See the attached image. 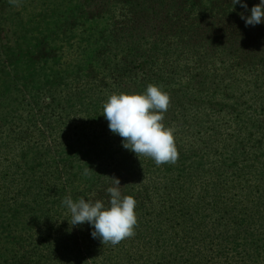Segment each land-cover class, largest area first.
<instances>
[{
  "label": "rangeland",
  "instance_id": "374dc122",
  "mask_svg": "<svg viewBox=\"0 0 264 264\" xmlns=\"http://www.w3.org/2000/svg\"><path fill=\"white\" fill-rule=\"evenodd\" d=\"M190 1L196 9L187 14L181 0H21L19 7L0 0V175L18 151V144H13L12 154L5 151V134L19 131L37 151L35 163L66 180L64 187L57 185L55 198L59 201L68 196L79 199L82 191L101 187L105 177L108 183L111 177L118 178L124 196H129L126 190L132 188L141 191L146 182H135L138 172L135 176L127 173L149 158L140 156L138 166L131 165L136 154L125 149L122 138L109 130L103 105L112 94H141L153 84L170 96L163 123L174 129L180 155L174 165L157 166L150 158L151 169L161 178H179L181 183L186 169L198 175L209 171L212 181L215 176L225 180L231 177L226 165L235 159L240 170L236 172H241L242 180L253 189L251 197H259L254 201L232 197V211H241L237 215L243 223L237 226L239 235L246 236L242 229L250 220L264 225V207L255 206L259 201L264 203V170L243 166L251 159L244 157L245 151L253 156V151H258L255 161L264 167L260 151L264 137L259 134L264 133V121H255L260 109L264 113V70L260 68L264 66V23L246 27L239 15H250L251 7L260 0H244L249 11L239 4L232 6L231 0ZM219 8L220 14L212 13H219ZM259 44L258 56L249 52ZM194 55L202 64L199 68ZM147 61L150 64L146 65ZM250 62H259L254 65L258 75L253 74ZM193 63L195 74L197 68L199 74L189 73ZM227 67L232 75H227ZM51 93L54 104L49 103ZM47 102L45 111L54 110L44 126L37 120V108ZM216 108L228 109V114L217 118L213 115ZM177 111L178 119L171 123V113ZM40 131H46L50 138H40ZM231 132L240 133L232 150L228 144L233 141ZM31 156L28 154L25 161ZM18 163L8 165L12 169L7 171L18 172ZM86 167L93 171L90 176L95 177V184L85 181ZM209 183L195 188L208 187ZM200 198L205 205L215 200L210 192ZM17 200L8 199L0 208V254L9 247L7 237L44 229L40 227L45 223L42 220L39 227L27 223L37 213L30 206L13 203ZM221 203L216 200L217 206ZM195 209L205 226L190 229L203 239L211 237L214 230L209 229L206 218L210 214L203 205ZM54 219L56 227L71 217L64 206ZM27 225L30 227L22 229ZM242 249L236 245L233 251ZM252 252L259 254L256 261L264 262V244Z\"/></svg>",
  "mask_w": 264,
  "mask_h": 264
},
{
  "label": "trees",
  "instance_id": "16d2710c",
  "mask_svg": "<svg viewBox=\"0 0 264 264\" xmlns=\"http://www.w3.org/2000/svg\"><path fill=\"white\" fill-rule=\"evenodd\" d=\"M180 4L186 7L185 10L187 14L191 13L192 9H196L194 3L190 0H181ZM212 13L217 15L220 14L221 8H219V13L215 11H212ZM84 14L86 16L85 11ZM210 23L213 22L209 21V24ZM259 47L260 44L257 49H254V51L250 49L249 52H253V54L258 56V50L261 48ZM193 60L199 68L201 63L198 56L194 55ZM182 63L183 62L179 64L181 65ZM195 63L191 65L189 70V73L192 75L201 72H198L197 68V73L195 74ZM258 63L259 62H250L252 65L250 69L254 72V75H258L254 70V65L258 66ZM145 64H150V61H147ZM141 65L142 63H140V68ZM260 68L264 70L263 65L260 66ZM207 70L211 71L210 69ZM229 70L230 67H227V75H232L233 72ZM191 74L186 73V75ZM216 86L218 87L219 85ZM49 100V103L54 104L55 95L53 93L49 96ZM63 100L64 99L59 100L57 104ZM65 102L67 103L66 100ZM47 105L48 102L37 108L40 113L37 120L44 126H46L44 123L45 120L49 119L54 110L45 111ZM31 111L32 110H29L28 113ZM259 112L262 113L257 114L255 121H264L262 109H260ZM227 114L228 109L221 111L217 108L213 113V115H217V118L220 115L225 116ZM59 119H62L61 116ZM174 119L176 122L178 119V111L176 114H174V112L171 113V123ZM29 120L31 121V117H29ZM45 129L49 132L51 131L49 127H45ZM262 131L264 132V127ZM37 133L40 135V138L49 137L46 131ZM237 134L240 133H230V138L234 136L232 139L233 141L228 143L231 150L235 146L234 143L236 144V141L239 142L238 139H235V136L238 137ZM259 134L264 137V133L259 132ZM5 141L7 143L5 151L8 154H12L13 150H15L13 144H18V151L12 155L15 158L8 165L14 162H19L20 164L18 163V166H15L18 172L9 173L7 170H11L12 168L7 164L3 168L4 171L1 172L0 208L5 206L6 203L4 201L8 199L15 201L20 198V200L13 203L24 207L30 206V209H33L37 213V215H34V219L29 218L30 221H27V223H33V226L37 227H39V222L41 220L45 223L40 226L44 229L35 228L33 233L27 231L24 234L7 237L10 239L9 247L3 248V253L0 254V264L264 263L263 261H256V256H259V254L252 252L254 249L258 248L259 245L264 244V225L260 223L252 224L251 220L248 221L245 223L246 226H244V229H242V232L246 234L244 237L239 235L237 229V226H243V223L240 222L241 220L237 217L238 212L241 211H232L234 207L231 202V200L233 201L232 197H243L244 199L253 201L259 199V197L257 195L251 197L253 189L242 180L241 172H236V169L238 171L240 170L236 168L239 162H236L235 159H232V161L230 160V163H232L226 165V167H230L231 177L229 179L221 180L215 176V180L212 181V175L209 174V171L206 172L203 170L198 175L197 172L193 173V171H188V169H186L185 173L182 174L184 182L181 183L179 182V178L175 179L169 176L163 178H161V176L159 177L155 170L151 169L149 166L151 161L150 158L145 164L138 166L139 162H137V160L140 159V156L137 157L135 155L131 165L137 164L138 168L136 170H131L130 173L128 172L127 174H133L135 176L138 172V179L135 180V182L139 179H143L146 182L141 191H134L131 185H129V187L132 189L126 190L129 196H132L137 201V207L135 209L138 220V226L135 228L136 235L122 241L116 246H112L110 244H102L100 239L93 238L91 232L94 229L88 223L73 227L70 220L62 221L55 227V223H53L55 220L54 217L57 215L59 216L64 207L62 204L63 197L60 199L62 201H59V198H55L58 197L55 192L59 190L57 185L64 187L66 180L54 176L55 174H53V171L50 173L44 171L40 163H35L34 158L37 157V151L32 147L31 143L29 144L24 133L10 131V133L5 134ZM48 142L49 141L46 143ZM260 151L264 153V145L260 148ZM257 152L258 151H253V156L245 151L244 157L251 158L246 164L243 165L242 163L245 168L258 169L260 167L264 170L262 166L263 163H258V160L255 161ZM31 153L32 156L25 161L27 155ZM65 166L66 164L61 162V167L65 168ZM53 169L54 171L58 170L56 166H53ZM218 173L220 174V172ZM92 176L86 177L87 180L85 181L95 184V181H93L95 177L91 179ZM101 180L103 181L101 187L86 189L81 192L79 198L83 197L86 200L101 199L107 203L110 196L106 192V189L112 186V184L108 183L107 177ZM161 180H163L164 183L161 184ZM168 181L169 184H166ZM208 182H210L208 187L195 188L198 184ZM135 192L137 195H135ZM204 192H210V195L214 196L215 200L213 202L209 201L205 205L202 202L204 199L200 198ZM216 200H221L222 203L217 206ZM54 203L56 208H51L54 206ZM200 205L204 206L206 214H210L206 216L207 223L210 226L209 229L214 230V234L211 231V237L206 239L197 236L199 234L196 235L195 230L190 229V227L200 229L205 226V223L198 220L196 217L198 210L195 208ZM255 206L256 209L264 207V203L263 201H259L258 205ZM189 208H191V210H189ZM65 211L66 209L63 213ZM256 211L257 210L251 214H254ZM51 222L54 224L53 227ZM29 227L30 225H27L22 227V229ZM51 235H53V237ZM190 240L195 241L190 243ZM236 245H240L243 248L241 252L233 251ZM39 248H44V250L39 251ZM6 250H8L7 253H4Z\"/></svg>",
  "mask_w": 264,
  "mask_h": 264
},
{
  "label": "clouds",
  "instance_id": "9594fccd",
  "mask_svg": "<svg viewBox=\"0 0 264 264\" xmlns=\"http://www.w3.org/2000/svg\"><path fill=\"white\" fill-rule=\"evenodd\" d=\"M19 7L21 0H9ZM239 4L249 11L244 0H231V5ZM233 10V8H232ZM245 26L264 23V0H260L250 9V15L239 13ZM170 96L160 86L149 84L141 94H112L103 105V115L108 128L122 138V146L134 152L137 157L144 156L154 160L157 166L175 164L179 159L174 129L165 127L164 114L168 111ZM93 172L89 167L83 175L89 177ZM110 178V177H109ZM112 186L106 189L110 199L105 203L101 199L73 200L65 197L62 204L71 216L73 227L88 223L93 227L91 236L100 239L102 244L116 246L136 235L138 226L137 201L121 192L120 180L111 177Z\"/></svg>",
  "mask_w": 264,
  "mask_h": 264
}]
</instances>
